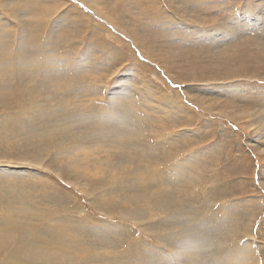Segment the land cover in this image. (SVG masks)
<instances>
[{"label": "rangeland", "instance_id": "rangeland-1", "mask_svg": "<svg viewBox=\"0 0 264 264\" xmlns=\"http://www.w3.org/2000/svg\"><path fill=\"white\" fill-rule=\"evenodd\" d=\"M5 1L6 0H0V2H2L4 6L10 7L11 9L14 6L21 7L22 9L32 10L34 12H36L37 10L35 6L30 5L31 3L25 4L23 0H9L8 2ZM123 1L124 2H122V0H92L86 2L85 0L36 1L38 7L43 8L47 12H50L56 8V11L51 15H56L57 13H60V11L62 13L64 11L71 10L72 12L78 13L80 16H83V14L93 16L89 19L90 24L87 22V20H84V23L81 27L75 25L72 30L69 29V27H62L63 29L60 28L58 30L57 24L53 22L59 21V16L57 15V19H55L56 17H54L47 21L46 28L48 30L45 28L41 35H43L42 39H45V35H47L48 38L50 36L52 40V37H55V39L57 37V48L59 51H68L72 54L70 58L77 62L85 61L84 64L78 68H76L78 66V63L76 62H74L73 66L68 67L64 64H61V66L58 65V74L64 76V78H67L69 76L71 78V85H74L72 81L76 83V85L73 86L71 90L79 91L80 93L79 95L77 94V96L80 97L79 101L76 103L78 107L82 106L84 99H86L88 96H91L94 99L92 103L96 108L92 109L91 106H89L88 109L86 108L85 116H89L88 118H86L85 116L81 117V112L77 109H73L69 112L66 111L65 114L69 113L67 114L68 121L61 119V122L59 123L62 124L63 122V127L66 130L68 129L69 132H72L74 138L78 139L80 143H84H81V145L86 146L87 143L85 142H91L92 145L90 146H96L97 149L95 148V150H92L90 152L92 154H90L86 160L79 161L81 164H83V166L79 167L78 169H80L79 171H81L82 174H88L91 170L93 173H95L92 174V176H98L100 180L94 182L91 180L90 183H87V180L89 178L85 177V183L84 180H79L78 183H82L83 185H81L82 188H79L72 184L71 186L70 183L67 182V180L61 179L54 173V171H48L47 168L43 169L31 164H29L28 166L27 164L20 166L23 163V160L20 159H26V161H29L30 159L36 161L41 160L42 163L47 162L49 156H46V154V157H42L40 153L46 149H49V147L45 146L47 148L44 147L45 149L40 150V148L42 149L43 145L41 141L37 140L38 137H35L37 135L34 131L33 133L26 131L5 133L0 132V198L9 202L12 206L5 207L4 210H0V212H7L8 210L9 217L13 224L12 230L15 233L11 234L12 232H8V236L4 237L3 233L0 231V244L5 245L7 239H16L17 237H21L25 234L23 226L26 215L22 209V206L28 204L26 200V191L27 188L32 189V191L36 189L37 191L38 187H40V190L38 191H47L46 193H48L49 197L48 199H44L42 198L43 196H41V194L40 197H35L36 200L40 198L42 199L41 201L44 202V204L42 205L43 207L38 206V212L40 214H45L46 218H60L61 216L66 217V214H64L63 212L64 205L68 204V202L71 205L73 204L72 217L75 216L73 218L77 219L78 221V223L76 221L77 226L73 225L74 230L77 232L85 233L84 236L90 234V236H92V240L95 236L96 238L94 237V239L98 241L97 243H95V246L97 248L99 247V249L97 250L104 255L103 258L106 262H109L113 259L118 264H131L127 262L131 258L137 261L138 264H147L151 262H155L154 264H182L179 261L186 257L185 252L181 251L182 254H176V259L171 258L170 255L173 256L174 250H177L176 248H174L176 244H174L173 242H183V240L188 238V241L191 244H193L195 241L197 242V245H195L196 248H190L198 250L197 254L200 253L199 255H201L198 259L200 262L196 263L195 261V264H207V260H210L213 257V254L215 255V258L217 257V259L226 260L224 264H243L242 262L237 263L235 257L245 253L246 249L248 247H251L252 244L248 246L243 245H245V241L250 238V231L252 230L254 233L255 228L253 226L258 225L256 228L260 227L258 233L255 234L257 235L255 239L257 238V241L264 240V226L262 220L264 219V177L262 178V176L264 175V125H262L261 129L257 130V128L250 126L251 120L248 117H244L240 122H237L234 118L227 117V115L224 117L216 116L214 112H212L213 110H209V113L208 111H205V109H202L200 106L195 104L194 106L196 107V109L194 106H192L191 112H188L189 109H185L184 107H180V110L182 109L183 112H180L178 108L176 112H171L170 107L174 108L175 110V107L181 105L183 106V104H191L189 101L190 96L193 98L194 96L192 95H200V88L212 87L213 89L215 88L217 90L220 89L219 85L224 82H208L206 80L204 81V79H202L201 77L197 78L196 75H189L188 72H186L187 70L181 68V61H174L177 65L174 62L172 63L170 75H168L166 72L164 73V71L161 70L162 67H160V63H158V61L161 60L158 57L156 58L157 61L149 57H145L146 55H143L140 52L139 48L136 47V44L134 45V43L129 40L132 36L126 34V32L124 33V31L116 27L117 25H114L112 21L116 20L118 23L121 22L120 25L128 26L132 33H136L134 31H137L136 34H139V38L143 40H145L144 35H146L147 32H150L149 39L151 41H149L150 43L148 42V45L150 44V47L155 49L158 47L161 49L165 46L168 47L170 46L169 40L178 39V36L180 34H186L184 30L186 29L185 26L188 23L195 24L193 25V30H199L197 25H200L201 23L203 24V28L206 29L207 27L209 31L211 30V28H214L215 30L213 29L214 31L212 30L210 31L211 33H209V37H211V39H204V37L199 32L196 33L197 36L194 32H189V36L182 39L185 40L181 44L180 49L183 50L184 53L188 52L187 54H189V56L191 55V61L189 62V64H192V61H196V59H194L193 57H196L198 62H204L205 60L207 61L209 56L211 58L214 56L213 51L217 50V48L219 47L216 46H219V44H221V41H219L218 39H222V35H224L222 33H228V35L225 37L226 39H234L235 35L236 37H239L234 32L235 30H237V25L234 24L233 18L229 17V13L232 12V5L234 6V12L236 15L243 17V15L252 13V16L256 14V17L260 19L263 18L262 15L264 11V0H152L153 3H150L151 0H137L138 4L141 5L144 9L142 11V14L139 13L140 8L136 11L134 8L125 3L126 0ZM221 1L223 2V5L221 4ZM259 1L260 5L262 4L261 6L257 4ZM57 3L59 4V6ZM174 4L177 6H175ZM49 6H51V8L53 6L54 8L49 9L48 11L47 8H50ZM57 6L59 8H57ZM68 6L70 7L69 9H67ZM91 6H99V8L108 16V19H104L105 17L102 19L100 13L91 8ZM229 6L231 7V9ZM152 8L154 10L157 8L158 12H162V16L159 14V16L157 14L153 15L152 11L154 10ZM105 9L109 12H107ZM145 9L147 12H144ZM18 12L19 15L16 14V18H21V21L28 19L23 11L20 10ZM42 12L43 11L41 10L40 13ZM137 14L140 18L137 17ZM111 15L113 16L111 17ZM123 15L126 17V19L124 17H121ZM186 15L188 16V18L186 17ZM120 17L121 20L119 19ZM0 18H9L10 26L14 30L18 29L19 23H17L16 21L12 22L13 20L10 19L8 13L4 11L1 6ZM226 18L232 19L228 20ZM127 19H129V21ZM179 19L180 21H178ZM185 19L188 20L185 21L186 23L183 21ZM86 23H88V25ZM94 23H97L98 25L100 24L101 26H97L102 27L103 30L99 32L98 36H94V39L88 41V39H91V28L94 26ZM22 24V32L24 35V32L28 30V24L24 22ZM84 24H86L88 28H84ZM179 25L183 27H180ZM82 27L83 29L80 30V28ZM217 28H219V30ZM57 32L59 36L56 34ZM52 33L55 34L53 35ZM108 33L111 35H109ZM23 35L21 33L20 37H22ZM255 35H257L259 39L263 40L259 44H264V33L259 36V32H257ZM113 36H118L119 39H117L119 41H115ZM16 39L18 42L20 41L19 36L16 37ZM226 39H224V41ZM102 41L110 45L107 49L108 51H104L103 49L101 50L100 48V51L93 52L91 54L92 50H99L98 44H100ZM91 43L93 47L92 49H90L89 46V44ZM187 44L189 45L187 46ZM14 46H16V43H14ZM42 46L44 47L45 51L50 49L46 47V43L44 45L42 42L41 47ZM119 46L120 52L118 51L117 55L113 53L111 57H108V55L111 54L110 52L115 51ZM230 46H232V44L229 45V47ZM110 47H112L111 50ZM184 48L189 49V51ZM29 49H27L29 53L26 51L27 55H30L35 51V49L32 50L33 48ZM75 49H77V51ZM122 55L124 56L123 58ZM112 57L114 58V60ZM111 59L113 61L112 63L114 64H117L118 62H120V59H123V61H121V64H119L118 66H120V72H123L125 70V72H123L124 76H130V69L132 68L131 66H133V61H135L136 59L138 61H141L142 63H139L144 65V67H142V65L140 64V70L144 72L143 78L147 79L150 85H153L158 90L160 89L162 93L166 94L167 89L168 92L170 91L169 93H167L168 96H166V98L169 97L171 100H169L168 102L169 104H171L170 107H160V111L159 108L156 109L154 103H151V101H148L144 97L138 99L133 96H128L123 97L122 99L115 102V104H113L114 108H111V106L109 105L110 89L114 88L115 86L121 87L122 84L123 87H129L130 89L135 86L132 85L130 81L118 83L116 81L114 73L110 75L108 74V76L107 74L106 76L105 74L101 73L96 74V68H94L96 66L93 65L99 64L98 66H102V62L111 61ZM147 59H149V61ZM187 59L188 57H185V60ZM167 60H169L168 65H170V59H165L164 61L168 63ZM87 64L91 65V67L93 66V68L89 69L90 74H88L87 71H83L88 69V67L84 68ZM245 64H242L240 62L224 63V65L234 69L233 74L229 76L221 75L216 79H212V81L228 77L243 79V81L237 83L239 89L233 87L234 90L232 88L229 90H222L218 92L224 94L240 93L237 94V96L239 97L237 98L238 101L242 99L240 98L241 93L244 95L246 94V96L248 97L243 98V100H245V105L249 106L247 108L252 109L257 113L261 111L259 109L260 107L264 109V101H261V99L264 100V98H260V96H263L262 93H264V70L262 68H243V65ZM62 65L64 66L62 67ZM175 65L177 67H175ZM65 67L68 68V73H66V70L64 69ZM174 68H176L177 70ZM180 68L182 70L181 72ZM92 69L95 70L93 71ZM114 69L115 67L112 64L111 70L113 71ZM140 70L138 69V71ZM134 73L135 75L141 77L138 72ZM175 74L178 76H175ZM179 74L182 75L180 76ZM167 75L169 78L167 77ZM79 77L86 79L83 82H79ZM12 79L15 81L13 84H15L16 87L19 85L22 86V84H24V82L18 80V77H13ZM176 81L182 82H179V84H177ZM205 82L207 85L204 84ZM246 82H248L249 84H246ZM45 83L46 86L44 89V95L48 99H54L56 101V105L52 107V112H62L67 106L65 101L67 91L64 90L62 86L56 84L55 80L46 79ZM201 84H203V86ZM245 84L249 85V89H244ZM253 85L258 86L256 87V90L259 89V87L261 88V92L259 94L256 90H252ZM242 86L244 87L242 88ZM147 87L149 86L147 85ZM146 89L149 91V88ZM188 90H190L192 94H189ZM99 92H102L103 94ZM186 92L190 96H188ZM203 97L220 98V95L203 94L200 98ZM67 99L71 101L69 97ZM133 101L135 105L132 104ZM157 101H159L158 98ZM41 102L44 103L45 101L42 100ZM100 106L102 107V110L101 108L98 110V107ZM95 110H97V112H95ZM108 110L112 111L111 115L107 113ZM87 111H89V113ZM91 111L95 113L93 114ZM261 112V115L259 113L260 116L257 113V120L258 122L263 121L264 123V112ZM83 117H85V119ZM120 119L122 120L120 121ZM209 121H211L212 123H210ZM132 133H134L135 135ZM77 136L81 138H78ZM119 137L120 141L114 143V138ZM123 144H125L126 146ZM81 145L78 149H81ZM260 146H262V148ZM258 147H260L261 149ZM115 148L117 149V151ZM131 148L133 151L131 150ZM257 150L261 151L258 152ZM122 156H124V158ZM115 159L117 161H115ZM59 160L61 169H67L66 167L72 168V165L70 164V158L61 157ZM6 162L9 164L11 163V165H8ZM29 166L31 168H29ZM4 167H15L16 170L25 169V171L30 174L38 173L35 174L38 176L36 178L40 179L42 177L43 180H41L44 183H36L35 179L28 177L22 173L18 174V172L16 175L7 174V171H4L2 173V169ZM37 169H39L40 171H37ZM42 170H44L45 172H43ZM149 171L152 173H150ZM213 181H215L216 184ZM63 186L69 188V190L71 191V196H66V199H64V193L62 192L68 190H64ZM95 196L99 197L96 198V200L98 201L93 200ZM103 197L105 199L113 198V201H119L117 199H120L124 204H129V198H131V200L135 199L136 201L140 202L141 207L144 208V211L147 213L146 217L143 218V223H140L144 224L146 227H153V229L147 230L145 226L139 225V223L137 221H134L132 218L122 217V213H119L118 215V213L116 214L115 212H113V214H111L110 216V214L107 213V210L111 207L115 208L116 210H118V208H116L115 205H111L110 208L109 206H104L101 202L105 201L103 200ZM258 197L261 199H259ZM127 199L128 201L126 202ZM148 199L151 203L148 202ZM259 200L261 203L259 202ZM108 204L110 205V203ZM163 208L165 209L163 210ZM52 209L55 211V214ZM160 210L164 213H162ZM57 211L59 213H56ZM167 211H170V213L168 212V214ZM252 214H254L255 217ZM83 220H85V222H83ZM93 220L102 223V226L99 229L101 231L98 230L95 234L92 233L91 227L89 226ZM254 221L256 223H254ZM80 223L81 225L86 223V225L80 226ZM248 223L251 225H249ZM113 224H115L118 228L115 229L114 226L112 227ZM86 226L87 229L85 228ZM246 226L248 228H246ZM156 229H159V231L161 232L164 231L166 235L162 234V237L164 239L166 237H170L169 243H173V246L170 245L167 247V245L163 244L158 238H156V233H153V231H156ZM153 234L155 237L153 236ZM242 235L245 236L243 237ZM192 237L196 239L194 240ZM121 242L124 244H122ZM92 244L94 243L92 242ZM113 248H115L116 250ZM122 248L124 250H122ZM256 252L257 250L254 252V254H256ZM125 254H129L130 258L128 259ZM210 254L212 255L211 257H209ZM207 256L209 257V259H207ZM239 257L242 258L241 255ZM187 258L190 259L189 256H187ZM254 260L256 259L253 258L252 261ZM171 261L172 263H170Z\"/></svg>", "mask_w": 264, "mask_h": 264}, {"label": "bare ground", "instance_id": "bare-ground-1", "mask_svg": "<svg viewBox=\"0 0 264 264\" xmlns=\"http://www.w3.org/2000/svg\"><path fill=\"white\" fill-rule=\"evenodd\" d=\"M6 1L8 2L9 0H6ZM10 1H12V0H10ZM36 1H39L40 2L41 0H23V2L25 4L31 3L30 5L35 6L37 8V10H36L37 13L34 12V11H32V10L22 9L21 7H14L13 6V8L11 9L10 7L4 6L2 4V2H0V6L2 7V9L4 11H6L8 13L10 19L13 20L12 22H15L16 21L17 23H19L18 24V29L17 30H14L10 26V24H9V18L8 19L0 18V132L1 133H5V132H15V131H26V132L33 133V131H34L35 134L37 135V136H35V135L34 136L35 137H38L37 140L41 141L42 142V145H43L42 146V149L40 148V150H43V149L47 148L45 146H48L49 147V149H46L43 152L40 151L41 152L40 155L42 157L49 156V159H48L47 162H44V163H42L41 160H37L36 161V160L30 159L29 161L28 160L26 161V159H20V160H23V163H24V164L22 163V165H20V166H23L25 164H27V166H28L29 164H31V165L36 166V167H39V168H43V169L47 168L48 171H51V172L54 171V173L58 177H60L61 179L67 180V182L70 183V185L72 184V185H75V186H77L79 188H82V186H83L82 183H80V184L78 183L80 179L81 180H84L85 177H88L89 179L87 180V183H90L91 180L93 182L94 181H97V180H100V178L98 176H96V177H93L92 176V174H95V173H93L91 170L89 171L88 174H82L81 171H79L80 169H78L79 167L83 166V164H81L79 161L80 160H86L89 157V155L92 154L90 152L92 150H95L96 146L95 147L90 146V145H92L91 142L90 143L85 142V143H87L86 146L81 145L82 142L80 143V141L78 139H75L74 138L72 132H69L68 129L66 130L63 127V122H62V124H60L59 122H61V119H64L65 121H68V119H67L68 118L67 117L68 115L67 114H69V113H67V114H65V113H66V111L69 112V111H71L73 109L79 110L81 112V117L82 116H85L86 108L88 109L89 106H91L92 109H95L96 108V107H94V105L92 103V101L94 99L91 96L90 97L88 96L87 98L85 97L86 99L83 100L82 106H80V107L77 106L76 103L80 99V97H78L77 94L79 95L80 93H79V91H73V90H71V88L73 86H75L76 83L74 81H72V83L74 85H71V78L69 76L67 78H64V76L59 75L58 74V71H59L58 70V68H59L58 65L61 66V64H64V65H66L68 67V66H73L74 62H76V63H78V66L76 68H78V67H81L84 63H81L82 61L77 62L75 60H72L70 58L72 56V54L69 53L68 51H65V50H63V51L60 50L59 51L58 48H57L58 47V42H57L58 39H57V37H56L57 40L55 39V37H52L53 38V40H52L50 38V36H49V38H50L49 39L47 37V35H45V37H44L45 39H42L43 35H41V34L43 33V30H45V28H46L47 21L49 19H51V18H54V17H56L55 19H57V15L59 16L58 17L59 21H53V22L55 24H57L58 30L60 28H62V27H69V29L72 30L75 25H78V26L81 27L83 25V23H84V20H87V22L89 23L90 17H93V16H90V15L88 16L86 14H83V16H80L78 13L72 12L71 10H67V11H64L62 13L60 11V13H57L56 15H51L53 12L56 11V8L53 9L52 11H50V12H47L43 8H39L38 7V4L36 3ZM86 1H92V0H85V2ZM117 1H121V0H117ZM213 1H215V0H213ZM122 2H124V1L122 0ZM125 3L127 5H129V6H131L132 8H134L136 11H137V9L140 8L139 9L140 10L139 13L142 14V11L144 9L142 8L141 5L138 4L137 0H126ZM150 3H153L152 0L150 1ZM222 3L223 2L221 1V4ZM257 4L260 5V1ZM177 5H175V6H177ZM58 6H59V4H58ZM58 6H57V8H59ZM49 7L50 8H47L46 7L48 9V11H49V9L54 8L53 6H52V8H51V6H49ZM232 7H233L232 9L230 7V9H231L232 12L229 13V17H232L234 24L237 25V27H236L237 30H235L234 32L239 37H236V35H235L234 36L235 37L234 39H232V38L226 39L225 37L228 35V33L227 32L222 33V34H224V35L221 34L222 35V39H218L219 41H221V44H219V46H216V47H219V48H217V50H214L213 51L214 56L212 58L209 56L208 59H207V61L205 60L206 62L205 61L204 62H198L197 61V58L196 57H193L194 59H196L197 62L196 61H192V64H189V62L191 61L190 60V58H191L190 56L191 55L189 56V54H187L188 52H186V51H185L186 53H184L183 50L180 49V46L183 43V41L185 40V39L184 40H182V39L184 37L189 36V32L190 33L191 32H194L195 35H196V33L199 32L204 37V39H206V38H210L211 39V37H209L210 36L209 33H211L210 31H212L214 28L213 29L211 28L210 31H209V29H207V27H206V29L203 28V24L201 23L202 21L200 22L201 23L200 25H197L198 28H199V30H193V25H195V24H193V23L192 24H189L188 23L185 26L186 29H187V31H186V29L184 30L186 34H180L178 36V39L169 40L170 41V44L169 43L168 44L170 46H168V47L165 46V47H163L161 49V48L158 47L159 46L158 45V46H156L158 48L155 49V48L150 47V44L148 45V42L151 41L149 39L150 32H147L146 35H144L145 40H143V39H140L139 38V36H138L139 34L138 35L136 34L137 31H134L136 33H132V31L130 30V28L128 26H122V25H120L121 22L118 23L116 20H114V21L111 20L114 25H117L116 27H118L119 29H122L124 31V33L126 32V34L132 36L131 37L132 40H131V38L129 40L132 43H134V45L136 44V47L139 48L140 52L143 55H146L145 57H147V58L149 57V58L154 59V60H156V58L158 57L161 60V61H158V63H160V67H162L161 70H163L164 73L166 72L168 75H170V73H171L170 69H171L172 63L174 61H181V64H180L181 68H183L184 70H187L186 72H188L189 75H196L197 78L198 77H201L202 79H204V81L206 80L208 82L209 81H211V82H216V81L218 82L219 81L221 83L224 82L221 85H219V88L220 89H217V90L215 88H214L215 89L214 90L212 87L200 88L199 89V91L201 92L200 95L199 94L192 95V96H194L193 98L189 95L191 92H190V90H188V93L189 94L187 92L186 93L188 94V96H190L189 101H190L191 104L185 105V104L182 103L183 106L181 105V106L175 107V110H174V108L170 107L171 104L168 103L169 100H170V98L169 97L166 98V96H168L167 93H169L170 91L168 92V89H167L166 90L167 91L166 92L167 95H166L165 93H162L160 91V89L158 90L153 85H150L148 83L147 79L143 78L144 77V72H142L140 70V66L142 65V67H144V65L141 64L142 63L141 61H138L137 59L135 61H133V66H131L132 68L130 69V72H131L130 76H124L123 75L124 74L123 72H125V70L123 72H120V70H119V67L120 66H118V65L121 64V61H123V59H120V62L117 61L118 62L117 64L112 63L113 62L112 59H111V61H104V62H102L103 64L100 62L102 64V66L101 65L98 66L99 64L97 65V64H95L93 62L95 65H93V64L92 65L93 66H96V67H94V68H96V71H95L96 74H100L101 73V74H105V76L107 74V76H108V74L110 75V74H113L114 73L115 74V77H116V81L118 83H124V81H126V82L130 81V83L132 85H135L132 89H130L129 87L128 88L123 87V84L121 86L123 88H121L120 86L119 87L115 86L114 88L110 89V96H109L110 97V102H109V105L111 106V108H114L113 107V104H115V102H117L118 100L122 99L123 97H128V96H133V97H136L138 99L144 97L148 101H151V103H154L156 109L159 108V110H160V107H164V108L165 107H168V108L170 107L171 112H176L177 111V108H178V110H180V107H184L185 109H189L188 112H191V108L195 104V105L200 106L202 109H205V111H208L209 112V110H213L212 112H214V114L216 116L224 117V116L227 115V117L234 118L235 121H237V122H240L244 117H248L251 120L250 126H253V127L257 128V130L258 129H261V127H262V125H264V123H263V121L258 122V120H257V117H258L257 116V113H258V115H259V113L261 115V113H262L261 111L264 112V109H262V107L259 108L261 111H259V112L256 113V111H253L252 109L247 108L249 106L245 105V100H243V98L244 97H248V96H246V94L244 95V94L241 93L240 98H242V99H240V101H238L237 98H239V97L237 96V94H240V93L224 94V93H219L218 92V91H222V90H229V89H232L233 87L236 88V89H239V86L237 85V83L243 81V79L228 77V78H224V79L212 81V79H216V78H218L221 75L229 76V75L233 74L234 69L231 68V67H229V66L224 65V63H236V62H240L242 64L248 63V64L243 65V68H247V69L262 68L264 70V44H259L263 40L262 39H259L257 37V35H255L257 32H259V36H261V34L264 33V29H263V24H264V11H263V15H262L263 18H260V19H258V17H256V14H254L252 16V13L247 14V15H243V13H242L243 17H241V16L235 14V12H234V6L232 5ZM69 8L70 7L68 6L67 9H69ZM91 8H93L94 10H96L97 12H99L102 19L104 17H105L104 19H106V18L108 19V16L99 8V6L98 7L97 6H91ZM225 8H226V6H225ZM20 10L23 11L26 14V16H27L28 19L21 21V18H18V17L16 18V14L19 15V12L18 11H20ZM41 10L43 11L42 13H40ZM245 10H247V9H245ZM259 10H261V9H259ZM57 11H59V10H57ZM87 11H90V10H87ZM106 11L109 12L108 10H106ZM144 12H147L146 9H145ZM152 12H153V15L154 14H157V15L158 14L159 15L162 14V12H160V11L158 12L157 11V8L154 11H152ZM153 15H151V16H153ZM112 16L113 15H111V17ZM121 17H124L126 19V17L124 15L121 16ZM121 17L119 18L120 20H121ZM137 17H138V14H137ZM186 17L188 18L187 15H186ZM124 18H123V21H124ZM138 18H140V17H138ZM148 18H149V16H148ZM129 19H127V20L129 21ZM186 19L183 20V21L184 22L185 21H188ZM226 19H228V18H226ZM231 19L229 18L228 20H231ZM245 19H247V20H245ZM190 20H191V18H190ZM150 21H152V20H150ZM178 21H180V19ZM192 21H195V20H192ZM242 21H244V22H242ZM261 21H262V23H261ZM23 22L28 24L27 26H28V30H29V31L27 30L28 32L25 31L24 32L25 33L24 35H23V32H22V30H23V24L22 23ZM98 22H100V21H98ZM88 23H86V24L88 25ZM86 24H84V28H88ZM124 24H125V22H124ZM130 24H131V21H130ZM150 24H153V23H150ZM97 25H98L97 23H94V26L92 25L93 26L91 28L92 29V31H91L92 32V35L90 36L91 39L90 40L88 39V41H91L92 39H94V36H98L99 32L103 30L102 27H98V26H101L100 24L98 26ZM105 25H106V23H105ZM51 26H53V25H51ZM29 27H30V29H29ZM180 27H183V26H180ZM104 28H106V27H104ZM82 29H83V27L80 28V30H82ZM111 29H114V28H111ZM217 29L219 30V28H217ZM15 33H16V36H15ZM21 33L23 35L22 37H20L21 36ZM56 34L59 36L58 32ZM109 35H111V34H109ZM18 36H19V40H20L19 42L16 39V37H18ZM174 36H175V34H174ZM113 37H114V40L115 41H119L118 40L119 39L118 36L117 37L113 36ZM46 38H47V40H46ZM224 39H226V40L224 41ZM177 40H179V41H177ZM195 40H193V41H195ZM130 41H128V42H130ZM42 42H43L44 45L46 43V47H48L50 49H48L47 51H45L44 47L43 46H42L43 48L41 47ZM14 43H16V46H14ZM197 43H199V42H197ZM121 44H122V42H121ZM231 44H232V46L229 47V45H231ZM188 45L189 44H187V46ZM62 46H66V45H62ZM89 46H90V49L93 48L92 47V43L89 44ZM98 46H99V48H98L99 50H97V51L92 50L91 51V54L93 52L100 51V48H101V50L103 49L105 51V50H107L109 48L110 45H108V43L106 44L104 41H102L100 44H98ZM160 46H162V45H160ZM39 47H41V48H39ZM29 48H33L32 50L35 49V51L32 54L27 55L26 51L28 52L27 49H29ZM111 49H112V47H110V50ZM129 49H130V47H129ZM184 49H187V48H184ZM29 50H31V49H29ZM75 50L77 51V49H75ZM187 50L189 51V49H187ZM118 51L120 52V46L118 48H116L115 51H112V52L109 51L111 54H109L108 57H111L113 55V53L117 55V52ZM57 54H59V55H57ZM114 57H115V55H114ZM123 57L124 56L122 55V58ZM185 57H188V59L185 60ZM117 59H119V58H117ZM165 59H170V65H168L169 64V60H167L168 61V63H167L166 61H164ZM113 60H114V58H113ZM147 60L149 61V59H147ZM139 62H141V63H139ZM91 63H92V61H91ZM174 63L176 64V62H174ZM88 64L85 65V67H84V68L88 67V69L83 70V71H87L88 74H90L89 69L90 68H93V66L91 67V65H88ZM112 64L115 67L116 71H115V69L113 71L111 70ZM64 65H62V67ZM176 65H175V67H177ZM76 68H74V69H76ZM181 68H180V72L182 71ZM64 69L66 70V73H68V71H67L68 68L65 67ZM82 69H83V67H82ZM138 69L140 71H138ZM174 69H176V68H174ZM92 70L94 71L95 69H92ZM134 72H138L141 77L135 75ZM96 74H95V78H96ZM173 74H174V72H173ZM176 74H175V76H178ZM92 75H94V74H92ZM168 75H167V77H168ZM179 75L181 76L182 74H179ZM13 77L14 78L15 77H18V80L24 82V84H22V86L21 85L17 86L18 87L17 88L15 86V84H13L15 82L12 79ZM197 78H195V79H197ZM46 79H48V80H55L56 81V84L62 86L64 88V90L67 91V95L65 97V101H66L67 106L60 113L52 112V107L54 105H56V101L54 99H48L44 95V89H45V86H46V83H45L46 82ZM85 79H83L82 77H79L78 78V81L79 82H83ZM178 79H176V80H178ZM105 80H107V79H105ZM173 80H175V79H173ZM182 80H185V79H182ZM179 82H182V81H179ZM179 82H177V84H179ZM103 84H106V83H103ZM204 84H206V82ZM246 84H249V83L246 82ZM246 84L244 85L245 87L242 86V88L244 87L245 90L249 89V85H246ZM125 85H126V83H125ZM147 85L149 87H147ZM201 85L203 86V84H201ZM258 86L253 85L252 90H256V87H258ZM83 88H84V86H83ZM146 88H149V91ZM234 88H233V90H234ZM102 90H103V88H102ZM256 91L259 94L261 92V88L259 87V89H257ZM99 93L103 94L102 92H99ZM138 93H139V95H138ZM203 94L204 95H208V94L220 95V98L219 97H218L219 99L216 98V97H213V98H210V97L209 98H205V97L200 98V97H202ZM262 94H263V96H260V98H264V93H262ZM68 97L71 99V101L67 99ZM157 98H158L159 101H157ZM87 99H89V100H87ZM42 100H44L45 102L42 103L41 102ZM261 101H264V100L261 99ZM132 104L135 105L134 101H133ZM100 108L102 110V107L101 106L98 107V110ZM195 109H196V107H195ZM259 109H257V110H259ZM254 110H256V109H254ZM181 111L183 112L182 109L180 110V112ZM87 112L89 113V111H87ZM95 112H97V110H95ZM95 112H92V113L94 114ZM98 112H100V111H98ZM107 113L111 115L112 114V111L108 110ZM169 114H170V112H169ZM199 115H200V113H199ZM85 117H83V118L85 119ZM88 117H86V118H88ZM175 118H177V117H175ZM121 120L122 119H120V121ZM181 122H183V121H181ZM209 122L212 123L211 121H209ZM67 125H68V123H67ZM119 125H120V123H119ZM247 127H249V126H247ZM132 134H134V133H132ZM78 138H81V137H78ZM114 139H115V141L112 140L114 143H117V142L120 141V137L119 138H114ZM86 140H88V139H86ZM261 142H262V140H261ZM82 144H84V143H82ZM80 145L82 147H81V149H78ZM123 145H125V144H123ZM120 147H123V146H120ZM260 147L262 148V146H260ZM260 147H258V148H260ZM119 149H121V148H119ZM263 149H264V147H263ZM131 150H132V148H131ZM116 151H117V149H116ZM259 151H261V150H259ZM124 156H122V157L124 158ZM61 157L70 158L71 159L70 164L72 165L71 166L72 168L66 167L67 169H64V170L61 169V166H60L61 164L59 162L60 161L59 159ZM101 158H103V157H101ZM105 159H106V157H105ZM116 159H115V161H117ZM144 163H145V161H144ZM7 164L8 165H11V163L10 164L7 163ZM130 164H131V162H130ZM30 166H29V168H31ZM73 169H75V170H73ZM76 169H78V170H76ZM147 169H149V168H147ZM4 171H7V174H10V175H16L17 172H18V174L19 173H22V174H25L28 177H31V178L35 179L36 180V183L37 182L38 183L39 182L44 183L42 181L43 180L42 177L40 179L39 178H36L38 176L35 175V174H38V173H35V174L32 173V174H30V173L26 172L25 169L24 170H21V169L16 170L15 167H10V168L4 167L2 169V173ZM12 171H13V173H12ZM37 171H40V170L37 169ZM42 171L45 172L44 170H42ZM153 172H156V171H153ZM150 173H152V172H150ZM263 177H264V175L262 176V178ZM43 178H44V176H43ZM213 182L215 183V181H213ZM84 183H85V180H84ZM39 188L40 187H38L37 191H36V189H34L32 191V189L27 188V191H26V200H27L28 204L22 206V209H23V211H24V213L26 215L25 216V221H24V226H23V229H24L25 234L23 236H21V237H17L16 239H7L5 245H1L0 244V264H118L113 259L110 260L109 262H106L104 260V258H103L104 255L101 254L100 251L97 250V249H99V247L97 248L95 246L96 245L95 243H97L98 241L94 239V237H95L94 235H93L94 237H93V240H92V238H91L92 236H90V234L84 236L85 233L77 232V231L74 230L73 225L74 226H77L78 221H77V219L73 218L75 216L72 217V213H73V207H72V205L73 204L71 205L68 201H67L68 204H65L64 203L65 205L63 207L64 208L63 212H64V214H66V217L65 216H61L60 218H56V217H54V218H51V217L50 218H46L45 217V214H40L38 212V210H39V207L38 206L41 207L44 204V202H42L41 201L42 199H40V198L36 200L35 197L36 196L37 197H40V194H41V196H43L42 198L48 199L49 196H48V193H46L47 191H45V190L44 191H38V190H40ZM42 188H43V186H42ZM85 188H86V186H85ZM63 189L64 190H68V191H63L62 192V193H64V196H63L64 199H66L65 197L66 196H69L71 194V191L69 190V188H66V187H64ZM97 197L95 196V198L93 200L95 201ZM259 199H261V198H259ZM103 200H105V201L104 202L101 201V202H102V204L104 206H106V207L109 206V208H110L111 205H115L116 208H118V210H116L115 208H112V207L110 209H108L107 210V213H109L110 216H111V214H113V212H115L116 214L118 213V215H119V213H122V217L132 218L134 221H137L139 223V225L145 226L142 223L144 221L143 218L146 217L147 213L144 211V208L141 207V203L140 202L136 201L135 199H132L131 200V198H129V201H128V199L126 200V202L127 201L129 202V204L122 203V201L120 199H117L119 201H113V198H107V199L104 198ZM96 201H98V200H96ZM107 202L110 203V205ZM148 202H149V199H148ZM148 202H147V204H148ZM259 202H260V200H259ZM149 203H151V202H149ZM99 204H101V203H99ZM118 205H120V206H118ZM5 207H12V206L10 205L9 202H7V201L3 200L2 198H0V210H4ZM164 209L165 208H163V210ZM168 212L170 213V211H167V213ZM257 212H259V211H257ZM56 213H59V212L57 211ZM162 213H164V212H162ZM54 214H55V211H54ZM151 214H153V213H151ZM252 215L255 217L254 214H252ZM120 216H121V214H120ZM163 218H165V217H163ZM174 219H176V218H174ZM171 220H172V218H171ZM262 220H263V226H264V219H262ZM76 221H77V223H76ZM83 222H85V220H83ZM140 222H142V223H140ZM254 223H256V222L254 221ZM92 224H94V225H92ZM173 224H175V223H173ZM12 225L13 224H12V221H11V219L9 217L8 210H7V212L6 211L0 212V231L3 233V236L4 237L5 236H8V234H9L8 232H12L11 234H15L14 231L12 230ZM82 225H86V223H84ZM82 225L80 223V226H82ZM110 225H111V223H110ZM249 225H251V224H249ZM89 226L91 227L92 233L95 234L101 228L102 223H99V222L93 220L90 223ZM113 226L115 227V229L118 228L115 224H113L112 227ZM257 226H253L255 228V229L253 228L254 229V233L250 229L251 230L250 231V234H249L250 235V238L245 241V245H243V246H248V245H251V244L252 245H251V247H248L246 249V252L245 253L240 254L242 256V258L239 257L240 255L235 257V260L237 261V263L242 262L243 264H264V240L257 241L256 240L257 238L255 239V237L257 236L255 234L258 233V231L260 229V227L259 228H256ZM85 228L87 229V226ZM246 228H248V227L246 226ZM146 229L147 230L153 229V227L152 228L146 227ZM169 230H171V229H169ZM99 231H101V230H99ZM263 231H264V227H263ZM153 233H156V238H158L163 244L167 245V247L170 246V245H172L173 243L176 244V246L174 248H176L177 250L176 251L174 250L173 256L170 255L171 258L176 259V254L177 255H179L180 253L182 254L181 251H183V252L186 253V257L184 259H181V261L177 260L180 263H182V264H191V263L194 262L193 264H195V261H196V263H199L200 262L198 259H199V256H201V255H199L200 253L197 254V251L198 250H195V249H191L190 248V247H195L196 248V246H195V245H197V242L196 241L193 244H191L188 241V238H186L185 240H183V242H173V243L170 244L169 243L170 242L169 241L170 240V237H166L165 239L162 237V234L166 235L164 233V231L161 232V231H159V229H156V231H153ZM243 234H244V232H243ZM174 235H175V233H174ZM186 235H187V233H186ZM153 236H154V234H153ZM166 239H168V240H166ZM92 242L94 244H92ZM122 244H124V243H122ZM97 246H98V244H97ZM101 247H102V245H101ZM124 247H125V245H124ZM113 249H115V248H113ZM207 249H209V248H207ZM122 250H124V249L122 248ZM256 250H257V252H256V254H254V252ZM161 251H160V253H161ZM164 252H165V249H164ZM126 256H127L128 259L130 258L129 254L126 255ZM187 256H189L190 259H188ZM211 256L212 255L210 254L209 257H211ZM209 257L207 259H209ZM253 258H255L256 260L252 261ZM215 260L217 261V263H216ZM207 261H208L207 264H219V263L224 264L226 262V260L217 259V257L215 258V255L214 254H213V257L210 260H207ZM127 262H129L131 264H138L137 261H135V260H133L131 258ZM154 263L155 262H151V263H147V264H154ZM170 263H172V261ZM201 264H204V263H201ZM227 264H230V263H227Z\"/></svg>", "mask_w": 264, "mask_h": 264}, {"label": "flooded vegetation", "instance_id": "flooded-vegetation-1", "mask_svg": "<svg viewBox=\"0 0 264 264\" xmlns=\"http://www.w3.org/2000/svg\"><path fill=\"white\" fill-rule=\"evenodd\" d=\"M85 61H82L81 63H84Z\"/></svg>", "mask_w": 264, "mask_h": 264}]
</instances>
